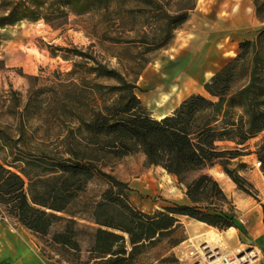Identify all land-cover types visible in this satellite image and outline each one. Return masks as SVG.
I'll list each match as a JSON object with an SVG mask.
<instances>
[{"label":"trees","instance_id":"1","mask_svg":"<svg viewBox=\"0 0 264 264\" xmlns=\"http://www.w3.org/2000/svg\"><path fill=\"white\" fill-rule=\"evenodd\" d=\"M252 2L259 16L264 3ZM195 6L196 0H0V27L43 21L56 29L69 15H100L108 23L117 15L119 26H124V16L134 14L148 15L158 25L153 40L142 35L137 41L142 51L133 79L92 54L57 49L80 59L70 72L57 74L51 91L53 116L66 127V136L54 154L0 162V215L60 254H79L87 239L92 264H133L174 234L181 217L219 231L238 228L237 210L209 171L220 167L238 190L259 201L254 186L230 166L241 156L253 155L264 177V136L253 151L248 147L264 133V28L254 41L239 44V53L204 84L205 95H189L171 114L152 118L137 96L141 92L137 79L148 63L144 57L169 47L173 33L188 21ZM105 37L114 43L135 42ZM42 91L37 90L38 96ZM135 154L144 156L146 166L174 177L186 203L152 215L134 208L128 201V186L104 169ZM16 163L40 173L34 176ZM95 178L105 180L107 188L86 219L93 227L80 228L79 213L69 207ZM57 224L63 225L51 232Z\"/></svg>","mask_w":264,"mask_h":264},{"label":"rangeland","instance_id":"2","mask_svg":"<svg viewBox=\"0 0 264 264\" xmlns=\"http://www.w3.org/2000/svg\"><path fill=\"white\" fill-rule=\"evenodd\" d=\"M263 3L264 0H258L259 5ZM170 10L169 13L174 12V8ZM124 18V26H119L117 15L111 16L109 23L100 15H69L66 24L56 29L43 21H23L0 27V61L4 64L0 68V162L22 156L34 160L60 151L66 127L55 121L51 91L57 74L70 72L73 63L80 59L58 48L92 54L109 68L133 79L142 51L137 41L142 35L152 39L158 25L148 15L134 14ZM263 28L264 7L257 16L252 0H196L195 9L188 21L173 33L169 47L144 57L148 63L137 79L141 89L137 96L143 107L152 118L158 119L171 114L189 95H205L203 86L212 77L211 71L219 70L233 59L239 53V44L254 41ZM105 35L122 42L127 39L135 42L114 43ZM38 89H43L42 96H38ZM263 136L264 133L248 143L250 151ZM256 162L253 155L241 156L232 161L230 168L249 181L262 174ZM15 166L25 168L34 176L40 173L39 169L28 168L22 163ZM10 170L19 174L18 169ZM104 172L128 186L129 203L142 213L152 215L173 204L186 203L183 188L176 180L158 167L146 166L142 154L116 161ZM209 173L237 209L238 228H233L232 234L214 229L222 234L225 246L215 250L230 254L250 245L244 241L248 214L241 211V196L246 194L236 188L220 167ZM22 178L27 185V178ZM106 188L105 180L93 179L69 207V211L79 213L80 228L93 227L86 219L91 206L99 201ZM179 220L181 226L174 234L137 257L133 264H191L200 259L202 248L206 246L202 234L210 229L185 217ZM62 225H55L51 232L60 230ZM87 247L88 240L83 239L79 254H60L45 240L0 215V264H92ZM191 251L196 256H189Z\"/></svg>","mask_w":264,"mask_h":264},{"label":"crops","instance_id":"3","mask_svg":"<svg viewBox=\"0 0 264 264\" xmlns=\"http://www.w3.org/2000/svg\"><path fill=\"white\" fill-rule=\"evenodd\" d=\"M217 71L218 70L211 71V76H213ZM158 119H160V117ZM162 171L168 177H171L175 180L174 177L168 175L164 170ZM249 182L257 190L259 201H256L252 197L247 195L241 196V211L246 212L248 214V218L245 222L244 241H247L258 251L259 259L256 264H264V177L262 174L253 178L251 177ZM189 220L193 221L191 219ZM225 233L232 234L233 231H226ZM241 246L246 245L242 244Z\"/></svg>","mask_w":264,"mask_h":264},{"label":"built area","instance_id":"4","mask_svg":"<svg viewBox=\"0 0 264 264\" xmlns=\"http://www.w3.org/2000/svg\"><path fill=\"white\" fill-rule=\"evenodd\" d=\"M256 165L259 166V162H256ZM203 248L201 258L195 259L191 264H256L259 259L258 251L251 245L244 249H236L230 254L221 253L218 255H214V252L217 253L219 250L212 252ZM188 254L196 256L192 251Z\"/></svg>","mask_w":264,"mask_h":264},{"label":"bare ground","instance_id":"5","mask_svg":"<svg viewBox=\"0 0 264 264\" xmlns=\"http://www.w3.org/2000/svg\"><path fill=\"white\" fill-rule=\"evenodd\" d=\"M164 117V116H162ZM160 117V118H162ZM199 225L201 226H205L204 224H201V223H198ZM210 230L209 231H206L204 232L203 237H202V240L204 241L203 244H206V247H204L203 249H206V250H210L212 252L215 251V249H222L224 248V244H223V241H222V234L216 232V230L212 229V228H209ZM233 231L232 229H229L228 232H231ZM218 254H221L220 252H217L215 253L214 252V255H218Z\"/></svg>","mask_w":264,"mask_h":264}]
</instances>
